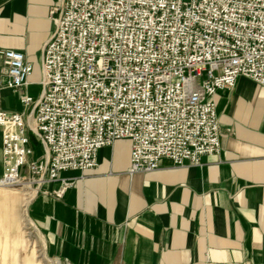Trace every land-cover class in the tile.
<instances>
[{
  "label": "built area",
  "instance_id": "built-area-1",
  "mask_svg": "<svg viewBox=\"0 0 264 264\" xmlns=\"http://www.w3.org/2000/svg\"><path fill=\"white\" fill-rule=\"evenodd\" d=\"M42 55L36 113L0 109V186L35 190L67 170L98 166L99 149L131 140L128 172H151L162 159L198 165L220 152L215 95L244 76L264 86V0H61ZM6 86L24 87L33 66L4 49ZM45 157L34 160L28 133Z\"/></svg>",
  "mask_w": 264,
  "mask_h": 264
},
{
  "label": "crops",
  "instance_id": "crops-1",
  "mask_svg": "<svg viewBox=\"0 0 264 264\" xmlns=\"http://www.w3.org/2000/svg\"><path fill=\"white\" fill-rule=\"evenodd\" d=\"M61 0H0V51H22L33 66L25 92L6 86L0 58V109L35 115L43 90V49L55 30L50 10ZM220 152L198 165L162 159L151 172H128L131 140L99 149L98 166L67 170L60 182L33 190L27 211L42 233L47 255L60 264H264V86L240 76L215 95ZM45 157L39 138L28 133ZM33 146V145H32ZM2 129L0 128V177ZM17 189L0 188V221L18 212Z\"/></svg>",
  "mask_w": 264,
  "mask_h": 264
},
{
  "label": "bare ground",
  "instance_id": "bare-ground-1",
  "mask_svg": "<svg viewBox=\"0 0 264 264\" xmlns=\"http://www.w3.org/2000/svg\"><path fill=\"white\" fill-rule=\"evenodd\" d=\"M0 188H10V186ZM18 192H21L17 195L18 212L12 216L10 227H4L0 221V264H41L34 241L28 237L25 230L27 225L35 226L27 211L34 192L27 187H23ZM34 230L44 241L42 233L36 226ZM56 264H60L59 260Z\"/></svg>",
  "mask_w": 264,
  "mask_h": 264
},
{
  "label": "rangeland",
  "instance_id": "rangeland-1",
  "mask_svg": "<svg viewBox=\"0 0 264 264\" xmlns=\"http://www.w3.org/2000/svg\"><path fill=\"white\" fill-rule=\"evenodd\" d=\"M32 145L36 149V154L39 153L41 148L37 146V144L34 140H32ZM10 188L12 190H15V189L21 190L22 189V187H20V186H10ZM32 192H33V190H32ZM23 216L25 217V215H23ZM35 226L32 227V226L27 225L26 226L27 228H25V230L29 235L28 237L32 241H34V244L36 246V250L38 251V258L41 260V264H56L58 260L47 255L46 249H45V242L42 241V239L38 235V232L34 230Z\"/></svg>",
  "mask_w": 264,
  "mask_h": 264
}]
</instances>
